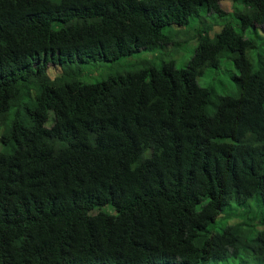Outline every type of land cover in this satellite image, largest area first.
Listing matches in <instances>:
<instances>
[{
  "label": "trees",
  "instance_id": "trees-1",
  "mask_svg": "<svg viewBox=\"0 0 264 264\" xmlns=\"http://www.w3.org/2000/svg\"><path fill=\"white\" fill-rule=\"evenodd\" d=\"M263 29L264 0H0V264H264ZM181 34L184 67L81 80Z\"/></svg>",
  "mask_w": 264,
  "mask_h": 264
},
{
  "label": "rangeland",
  "instance_id": "rangeland-1",
  "mask_svg": "<svg viewBox=\"0 0 264 264\" xmlns=\"http://www.w3.org/2000/svg\"><path fill=\"white\" fill-rule=\"evenodd\" d=\"M222 6L226 10L227 7L228 9H230L229 3L227 4V1L226 2L224 1ZM183 37L184 34H181V37L178 39L179 43L176 47H174L173 45H169L168 47L161 49L160 47L153 48L152 51L141 50L138 53L132 54L129 57H125L122 60L115 63L97 62V63L87 64L85 66L84 75L81 77V80L85 83H95L96 81L104 78L105 76L112 74L117 69L122 70L123 68L128 69L129 67L130 69L133 70L140 67V62L142 60L152 59V58L156 66L159 65L162 60L168 61L173 59L175 61L176 67L178 68L184 67L185 63L191 57L197 41L195 39H188V41H184ZM164 52L166 53L165 55H160V53H164ZM57 71H58L57 69L55 71L49 69V75ZM219 78H221L219 74L213 75L212 73L211 75H207L205 78L200 79L199 83L202 85H206V84H211L215 81L217 85L216 87L217 91L220 94L227 93V90H225V88H224L225 91L223 92L222 85L221 83L218 82ZM0 148H1V142H0Z\"/></svg>",
  "mask_w": 264,
  "mask_h": 264
}]
</instances>
